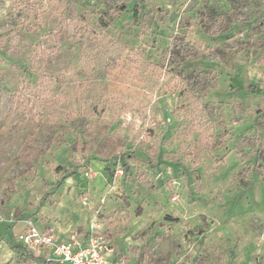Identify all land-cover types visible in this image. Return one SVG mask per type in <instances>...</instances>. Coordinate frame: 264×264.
I'll use <instances>...</instances> for the list:
<instances>
[{
  "label": "rangeland",
  "instance_id": "374dc122",
  "mask_svg": "<svg viewBox=\"0 0 264 264\" xmlns=\"http://www.w3.org/2000/svg\"><path fill=\"white\" fill-rule=\"evenodd\" d=\"M4 88L0 264H264V0H0Z\"/></svg>",
  "mask_w": 264,
  "mask_h": 264
},
{
  "label": "built area",
  "instance_id": "2783aa9c",
  "mask_svg": "<svg viewBox=\"0 0 264 264\" xmlns=\"http://www.w3.org/2000/svg\"><path fill=\"white\" fill-rule=\"evenodd\" d=\"M25 247L31 249L46 248L49 262L58 264H125L111 259V249L106 240L96 234H90L81 242L74 234L69 241H59L55 233L45 232L34 225H28L18 234Z\"/></svg>",
  "mask_w": 264,
  "mask_h": 264
},
{
  "label": "trees",
  "instance_id": "16d2710c",
  "mask_svg": "<svg viewBox=\"0 0 264 264\" xmlns=\"http://www.w3.org/2000/svg\"><path fill=\"white\" fill-rule=\"evenodd\" d=\"M50 37H52V38L58 37V34H55L52 32V33H50ZM182 51H183V49H182ZM40 60L43 63L44 57L41 56ZM0 106H2V107L16 106L17 109L21 108V107H27L28 108L27 102H25L20 97L13 96V94L10 95L9 91L6 88H4L2 90V95L0 96Z\"/></svg>",
  "mask_w": 264,
  "mask_h": 264
},
{
  "label": "crops",
  "instance_id": "0c3cea01",
  "mask_svg": "<svg viewBox=\"0 0 264 264\" xmlns=\"http://www.w3.org/2000/svg\"><path fill=\"white\" fill-rule=\"evenodd\" d=\"M55 235H56V237L58 238L59 241H69V240L71 239V237H72V235H71V236L68 237V238H63V237L59 236L58 234H55ZM76 236H77V235H76ZM77 238H78L81 242H83V243L86 241V236H79V235H78ZM39 250L44 251V255H45V257H46V261H48L47 258H48L49 255H50L49 250L46 249V248H42V249H39ZM111 259L115 260V259L112 257V254H111ZM48 262H49V261H48ZM49 264H58V263L52 261V262H50Z\"/></svg>",
  "mask_w": 264,
  "mask_h": 264
}]
</instances>
